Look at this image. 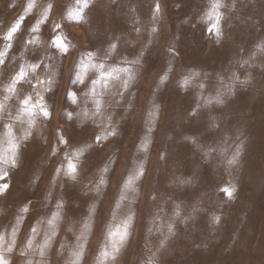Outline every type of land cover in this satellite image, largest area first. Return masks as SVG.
<instances>
[{"label": "rangeland", "instance_id": "374dc122", "mask_svg": "<svg viewBox=\"0 0 264 264\" xmlns=\"http://www.w3.org/2000/svg\"><path fill=\"white\" fill-rule=\"evenodd\" d=\"M214 2L0 0V141L10 124L19 143L0 163L10 264H264V0H220L219 37ZM89 53L133 76L97 85L98 112ZM37 93L50 118L21 113Z\"/></svg>", "mask_w": 264, "mask_h": 264}, {"label": "snow or ice", "instance_id": "6c2138e0", "mask_svg": "<svg viewBox=\"0 0 264 264\" xmlns=\"http://www.w3.org/2000/svg\"><path fill=\"white\" fill-rule=\"evenodd\" d=\"M34 5V0H29L28 9L30 10ZM222 7V4L220 3V0H215V2L212 4L211 8L212 11L209 14V19L213 20L214 23L212 25V28L209 29V31L215 30L216 36L219 37L220 30H219V21H220V14H219V8ZM158 10V6H157ZM23 22V17L21 20L17 21L16 25L13 26V28L10 30V32L7 34L6 39L11 40L13 37V34L16 33L19 30L20 25ZM59 27V26H57ZM38 30V25L33 29V31ZM53 46L59 48L63 52H67V46L63 42V39L60 36L56 37V40L53 42ZM7 47H10L8 45ZM261 50L264 51V45H261ZM111 48L114 49L115 45H111ZM5 53L0 51V64L3 63V57ZM88 64L85 65V67L94 73V78L91 79V88L89 90V93L87 95L91 96L93 98V102L96 107V111L98 112L101 107V101L99 99H95L97 95H102V93H97V85H100L101 88H107L109 82L111 81H119L121 85L124 88H127L129 81L133 78L132 71L128 67H118L113 65H108L106 62H99L96 63L95 61V54L89 53L88 54ZM138 62V61H137ZM125 63H128L125 61ZM39 67L38 64H32L29 65L27 68L22 67L20 71L12 78L11 82L5 87L4 91L9 94H14L16 91V85L24 81L28 78L29 72H35L36 69ZM198 75V74H197ZM36 79V84L42 83V81L39 80L38 77ZM28 82H31L30 80ZM190 83L189 79H185L183 81V84L185 87L188 86ZM200 87H203V85H200ZM10 98L9 96H6L5 99ZM217 102L219 101V97L216 98ZM211 103V99L208 101ZM23 108L21 110L22 114H26L28 116H35L38 114H42L44 117L50 118V111L48 110L47 105L44 103V98L39 93L36 94L35 100H33V97L31 95L27 96L25 99L21 101ZM4 109V105L0 103V112H2ZM86 115V113H85ZM17 119H22V115L18 114L16 117ZM29 123H34V121H29ZM5 128L7 129V139L5 141H0V145H3L6 143L8 145L7 148H4L0 146V163L5 164H11L13 166L16 165L18 153H19V143L16 141L13 133H12V126L10 124H6ZM114 134V133H112ZM63 139V138H61ZM100 137H97V140L99 141ZM65 144L67 143L66 140L63 141ZM233 161H229V163H232ZM77 172V164L72 162V160H69L67 165V174L75 177V174ZM3 175L0 174V179H3ZM129 183H131V179L129 180ZM9 185L7 184H0V194H3ZM224 191L228 194L229 197L232 195L231 189H224ZM27 211V209H25ZM177 214H179L177 212ZM58 215V213L56 214ZM218 221V217L215 218ZM54 220H49V224H53ZM169 229L171 230V226H169ZM33 234L36 233L37 229L33 228ZM127 230L125 229L123 233L118 232H109V238L111 242V248L113 251H119V244L123 242L124 238L127 236ZM119 235V240L114 239ZM4 241V236L0 234V247H2ZM29 246H31V242H29ZM11 247H9L8 251H11ZM102 256L107 258L109 256V252L107 251V245L105 246V251L102 252ZM114 258V257H113ZM0 264H10V261L6 260L2 253H0ZM102 264V262H101Z\"/></svg>", "mask_w": 264, "mask_h": 264}]
</instances>
